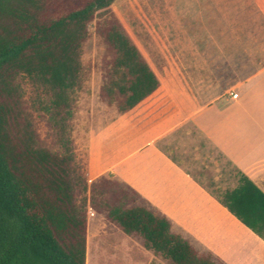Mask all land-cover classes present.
<instances>
[{"label": "trees", "instance_id": "16d2710c", "mask_svg": "<svg viewBox=\"0 0 264 264\" xmlns=\"http://www.w3.org/2000/svg\"><path fill=\"white\" fill-rule=\"evenodd\" d=\"M66 1L58 8L63 0H0V264H86L88 206L168 264H217L129 185L111 174L88 184L72 124L96 17L109 55L102 101L144 127L167 95L112 12L115 0ZM216 196L264 240V192L250 178L239 173Z\"/></svg>", "mask_w": 264, "mask_h": 264}, {"label": "crops", "instance_id": "0c3cea01", "mask_svg": "<svg viewBox=\"0 0 264 264\" xmlns=\"http://www.w3.org/2000/svg\"><path fill=\"white\" fill-rule=\"evenodd\" d=\"M210 1L207 22L192 17L199 31L176 37L175 55L144 52L167 98L144 127L122 114L129 136L117 132L121 157L111 175L198 250L199 240L223 264H264V240L194 174L214 148L235 170L231 188L241 173L264 192V0Z\"/></svg>", "mask_w": 264, "mask_h": 264}, {"label": "rangeland", "instance_id": "374dc122", "mask_svg": "<svg viewBox=\"0 0 264 264\" xmlns=\"http://www.w3.org/2000/svg\"><path fill=\"white\" fill-rule=\"evenodd\" d=\"M211 2L115 0L111 10L143 53L175 55L176 37H192L193 33L199 31L198 27L191 25L192 17L196 14L199 16V22H207ZM66 6H71L66 0L57 5L58 8ZM184 19L185 22L191 19L190 23L183 25ZM102 21L103 18L96 17L89 25L90 36L85 42L82 54L85 79L78 91V105L72 124L76 156L89 185L102 175H113L112 165L121 157L120 148L117 146V132L121 130L129 134V128L116 106L108 105L100 97L106 72L105 59L109 57L105 40L96 30L97 24ZM38 127L41 136H46L44 124L39 121ZM205 148L204 145L201 146L202 151ZM202 156L200 169L194 171L196 178L215 195L224 191L225 187L231 188L236 181L235 170L231 164L214 148L202 153ZM209 166L212 174L207 170ZM216 175L220 180H215ZM225 181L228 183L221 184ZM200 243L198 240L197 245L201 253L212 252ZM86 254V264H148L146 260L138 259L137 255L146 256L157 264H168L163 257L155 256L152 251L145 249L140 238L123 234L114 224L107 221L104 214L96 212L90 206ZM213 258L217 264H223L218 253H215Z\"/></svg>", "mask_w": 264, "mask_h": 264}]
</instances>
